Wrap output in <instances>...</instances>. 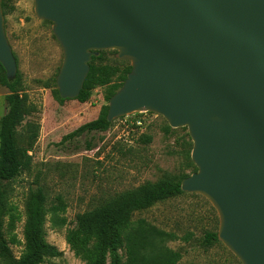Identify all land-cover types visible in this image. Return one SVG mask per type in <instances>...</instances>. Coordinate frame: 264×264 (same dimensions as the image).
I'll return each mask as SVG.
<instances>
[{"label":"water","instance_id":"95a60500","mask_svg":"<svg viewBox=\"0 0 264 264\" xmlns=\"http://www.w3.org/2000/svg\"><path fill=\"white\" fill-rule=\"evenodd\" d=\"M63 50L56 78L76 100L95 53L131 65L111 98L108 122L135 113L187 128L197 172L183 193L205 197L219 241L242 264H264V0H35ZM0 64H18L0 0Z\"/></svg>","mask_w":264,"mask_h":264},{"label":"rangeland","instance_id":"374dc122","mask_svg":"<svg viewBox=\"0 0 264 264\" xmlns=\"http://www.w3.org/2000/svg\"><path fill=\"white\" fill-rule=\"evenodd\" d=\"M4 20L27 107L25 120L17 129L18 142L32 161L14 181H0V190L7 192L14 214V224L4 228L9 253L0 248V264H16L26 253L27 201L39 189L47 196L49 212L45 239L61 252L60 257L47 258L43 264H112V252L102 248L95 232L81 231L77 217L146 183L196 173L188 129H172L156 114L135 113L115 120L106 132L64 141L81 126L98 119L109 105L107 87L96 88L86 103L62 101L56 94V78L64 55L53 23L37 18L35 0H13ZM105 52V65L121 69L130 66L119 60L117 51ZM119 76H111L110 84L120 82ZM1 77L0 71V121L10 109L9 90ZM136 120L143 125H133ZM35 132L38 138L32 143ZM146 136L151 137V143H144ZM143 222L168 234L164 245L179 254L178 264H242L222 242L205 245L208 233L219 232L220 219L201 195L184 193L136 212L130 229ZM117 255L123 263L127 261L125 248Z\"/></svg>","mask_w":264,"mask_h":264},{"label":"trees","instance_id":"16d2710c","mask_svg":"<svg viewBox=\"0 0 264 264\" xmlns=\"http://www.w3.org/2000/svg\"><path fill=\"white\" fill-rule=\"evenodd\" d=\"M13 0H2L4 16L7 15L9 3ZM107 52H97L90 63L91 71L80 96L76 99L81 103L88 102L93 91L98 87H107L106 101L122 88L128 75L132 71L131 65L123 69L105 65ZM1 83L9 90L7 102L10 105L8 114L0 121V181L12 182L19 175L30 168L31 157L27 150L20 147L17 129L23 124L27 111L25 98L21 94L22 82L19 74L14 80H8L3 66ZM120 74V82L110 84L111 76ZM56 94L60 97L59 91ZM61 98V97H60ZM62 101H67L63 100ZM109 105L102 109L98 119L81 126L64 138L73 140L84 134L106 132L112 123L108 122ZM170 131L171 129L168 128ZM38 138L35 132L31 136L34 143ZM151 137H145L144 143H151ZM182 179L165 178L157 183H146L137 189L123 192L102 206L83 213L77 217L81 231L95 232L102 248L113 254L112 264H178L179 254L164 245L168 234L145 222L139 223L135 229L131 228L132 218L136 212L148 210L155 205L183 195ZM27 251L16 264H43L47 258H57L61 252L47 243L44 227L48 217L47 196L41 189L32 192L27 201ZM14 224L13 210L8 201L5 190H0V248L4 254L9 253L5 240L4 228ZM218 233H208L205 245L212 246L219 243ZM125 248L127 261L122 262L117 255L118 250Z\"/></svg>","mask_w":264,"mask_h":264},{"label":"built area","instance_id":"2783aa9c","mask_svg":"<svg viewBox=\"0 0 264 264\" xmlns=\"http://www.w3.org/2000/svg\"><path fill=\"white\" fill-rule=\"evenodd\" d=\"M133 125H135V126H141V125H143V122L142 121H140V120H136L135 122H133Z\"/></svg>","mask_w":264,"mask_h":264}]
</instances>
